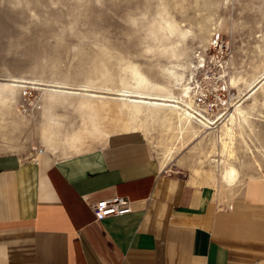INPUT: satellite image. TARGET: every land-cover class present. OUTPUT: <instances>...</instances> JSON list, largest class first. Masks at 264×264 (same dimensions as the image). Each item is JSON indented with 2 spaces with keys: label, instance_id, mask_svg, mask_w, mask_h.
<instances>
[{
  "label": "rangeland",
  "instance_id": "obj_1",
  "mask_svg": "<svg viewBox=\"0 0 264 264\" xmlns=\"http://www.w3.org/2000/svg\"><path fill=\"white\" fill-rule=\"evenodd\" d=\"M263 78L264 0H0V154L64 157L136 130L165 168L232 190L214 167V134L175 139L176 113L152 106L134 118L117 89L181 98L190 88L192 113L225 114L217 121L256 100L251 129L234 143L243 180L264 172ZM198 81L222 83L223 105L198 103Z\"/></svg>",
  "mask_w": 264,
  "mask_h": 264
},
{
  "label": "crops",
  "instance_id": "obj_2",
  "mask_svg": "<svg viewBox=\"0 0 264 264\" xmlns=\"http://www.w3.org/2000/svg\"><path fill=\"white\" fill-rule=\"evenodd\" d=\"M222 189L165 168L136 130L64 157L0 154V264H264V172ZM116 195L131 211L97 219Z\"/></svg>",
  "mask_w": 264,
  "mask_h": 264
},
{
  "label": "bare ground",
  "instance_id": "obj_3",
  "mask_svg": "<svg viewBox=\"0 0 264 264\" xmlns=\"http://www.w3.org/2000/svg\"><path fill=\"white\" fill-rule=\"evenodd\" d=\"M202 67H203V63L201 65V68ZM263 84L264 81L261 82L259 88L263 89L264 88ZM117 90L119 91L118 92L119 100L122 101V104L127 110V112H129V114H131L134 118H144L148 116L149 114H147V109L149 110L152 106H157V108L158 107L167 108L170 112L176 113V117H175L176 121L174 123L175 139L180 135V134L177 135L176 132L190 133L189 134L190 139L188 143H193V141L195 140H197V142L199 143L200 137L202 139L204 137L206 138L207 135L211 137L210 134H214L215 137L212 142L213 151L217 152L218 156L221 157L224 156L223 158L220 157L214 160L215 162L214 167L217 169V172L220 173L219 175L222 176L223 182H225L226 184L228 185L235 184L239 180L240 171L234 164V161H237L238 159L237 157L238 154L236 155V150L234 149V143L236 141L235 138L236 135H242V132L246 130V127H249L251 129L250 122L256 117L254 116V112H253L256 106L255 105L256 100H253L252 104H249L247 106H244L242 103L235 104L234 108L226 118H224L221 121H217L216 119H221L222 117L225 116V114L220 116L219 118L217 117L216 119H213L203 114H200L199 112H196V114L194 112L192 113L191 111L192 104L189 95L190 88H187L186 91L184 90L185 91V93L183 94L184 96L182 95L183 97L181 98L178 96L176 97L174 96L175 94L173 95L168 92H167L168 94L161 95V94H153L147 92L146 93L138 92V91L135 92L128 89H117ZM160 110L162 109L160 108ZM111 113L112 112H110V114ZM115 113L113 112V115ZM239 127L241 128L242 131L240 129H237ZM169 148L165 153V158H167V160L170 162L172 161L171 160L172 155L169 153L170 152ZM247 150L250 152V154H253V149L249 145H247ZM209 156L210 153L206 154L205 158H208ZM209 164H210L209 167L211 166L213 168L212 165L213 163L212 164L209 163ZM198 171L199 170H196V172Z\"/></svg>",
  "mask_w": 264,
  "mask_h": 264
},
{
  "label": "built area",
  "instance_id": "obj_4",
  "mask_svg": "<svg viewBox=\"0 0 264 264\" xmlns=\"http://www.w3.org/2000/svg\"><path fill=\"white\" fill-rule=\"evenodd\" d=\"M221 40L222 39L220 35L218 33H214V36L210 40L211 46L213 45L219 46L221 44ZM204 61L205 60L202 61L203 69L206 66ZM207 73L209 77L213 76L214 74V72L210 71V69L208 70ZM196 88H197V92L195 94V100L201 104L208 103L210 112L214 110L213 108L214 106L218 104L223 105V102L221 101L222 98L221 92L223 93L224 91H226V94L228 96V90H226V87H224L222 83H217V82L206 83L204 81H198V83H196ZM216 88L218 89L216 90ZM214 91L217 92L215 96H214ZM34 152L41 153L43 151L42 148H38V149L36 148L34 149ZM91 209L93 211L94 216L97 219H103L109 215H122L128 213L131 211L132 207H131V201L128 197L116 195L111 198L101 199L97 201L96 203L91 205Z\"/></svg>",
  "mask_w": 264,
  "mask_h": 264
}]
</instances>
